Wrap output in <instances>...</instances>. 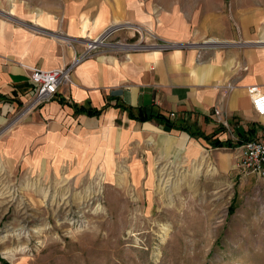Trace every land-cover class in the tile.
Segmentation results:
<instances>
[{
  "label": "rangeland",
  "instance_id": "obj_1",
  "mask_svg": "<svg viewBox=\"0 0 264 264\" xmlns=\"http://www.w3.org/2000/svg\"><path fill=\"white\" fill-rule=\"evenodd\" d=\"M47 1L0 0V10L36 15ZM121 5L122 20L100 33L113 55L193 39L264 46V0ZM173 30H186L182 42L163 41L180 37ZM156 137L58 150L8 149L0 135V264H264V176L240 171L239 149L187 157Z\"/></svg>",
  "mask_w": 264,
  "mask_h": 264
},
{
  "label": "crops",
  "instance_id": "obj_2",
  "mask_svg": "<svg viewBox=\"0 0 264 264\" xmlns=\"http://www.w3.org/2000/svg\"><path fill=\"white\" fill-rule=\"evenodd\" d=\"M121 2L53 0L42 3L40 14L22 16L0 10V135L6 136L8 149L21 143L22 149L49 144L65 150L71 144L79 150L93 137L112 148L113 143L123 145L128 136L138 144L157 136L160 146L190 157L199 154L197 146L211 148L203 139L190 138L193 132L220 142L264 138V118L256 116L247 93L249 87L264 93V46L245 43L208 48L213 39L203 43L207 47L193 39L167 53L91 56L76 66L71 83L61 87L52 102L30 108V71L72 62L109 24L122 20ZM173 31L180 37L162 40L182 42L186 37V30L183 35ZM87 105L104 110L98 117L74 110ZM215 109L228 127L216 122ZM138 110L160 114L188 132L167 129L155 120L130 119L129 112ZM118 120L122 125L116 131L112 126Z\"/></svg>",
  "mask_w": 264,
  "mask_h": 264
},
{
  "label": "built area",
  "instance_id": "obj_3",
  "mask_svg": "<svg viewBox=\"0 0 264 264\" xmlns=\"http://www.w3.org/2000/svg\"><path fill=\"white\" fill-rule=\"evenodd\" d=\"M109 46L110 45L106 44L104 38L99 34V36L91 42L87 43L84 51L68 65L51 70H31L29 81L32 86L33 97L29 103L30 108H39L52 102L57 96L60 88L71 83L72 72L79 63L91 56L110 54L109 52L111 51H109ZM124 47H130L129 49L119 50V52H122L124 55L141 52L138 51L141 50L139 46ZM158 48L161 51L171 49L172 46L163 44L159 45ZM247 93L256 116L264 118V93L256 87L247 88ZM213 116L218 124L228 127V123L221 117L219 109L214 110ZM171 117H173V115H171ZM239 150L238 168L240 171L264 176V138L251 139L245 142Z\"/></svg>",
  "mask_w": 264,
  "mask_h": 264
},
{
  "label": "trees",
  "instance_id": "obj_4",
  "mask_svg": "<svg viewBox=\"0 0 264 264\" xmlns=\"http://www.w3.org/2000/svg\"><path fill=\"white\" fill-rule=\"evenodd\" d=\"M115 107L117 108L120 106L115 105ZM74 110H75V112H78V113H84L88 117H98L103 112L104 108L100 109V110H96L94 108H91L89 105H87V106H80V107L74 106ZM129 117H130V119H132L136 122H139V123H144V122H148L151 120H155V121L163 124V126L167 129H176V130L188 132L187 128H185L181 125H176L174 122L170 121L168 118L161 116L160 114L151 112V111L138 110L136 114L129 112ZM189 136H190V138L196 137L198 139L199 138L203 139L212 148L235 149V148L241 147L245 142L251 140V139H249V140L242 139L237 143H232L229 140L224 141V142H220L218 140H212L211 138L213 136H205L201 132H193V133H190Z\"/></svg>",
  "mask_w": 264,
  "mask_h": 264
},
{
  "label": "bare ground",
  "instance_id": "obj_5",
  "mask_svg": "<svg viewBox=\"0 0 264 264\" xmlns=\"http://www.w3.org/2000/svg\"><path fill=\"white\" fill-rule=\"evenodd\" d=\"M206 43H207V42H206ZM208 44H220V42H219L218 40L213 39V40H210V41L208 42Z\"/></svg>",
  "mask_w": 264,
  "mask_h": 264
}]
</instances>
